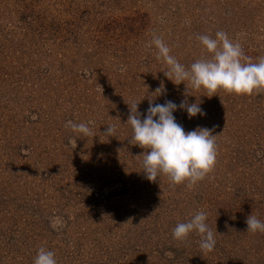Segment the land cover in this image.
Wrapping results in <instances>:
<instances>
[{"label":"rangeland","instance_id":"374dc122","mask_svg":"<svg viewBox=\"0 0 264 264\" xmlns=\"http://www.w3.org/2000/svg\"><path fill=\"white\" fill-rule=\"evenodd\" d=\"M219 30L256 62L264 0H0V264H33L40 247L57 264H264V233L245 223L264 221V92H187L145 46L156 34L190 66L210 55L197 35ZM149 97L200 103L206 115L178 109L177 123L217 135L215 168L191 189L147 180L129 143L128 104L143 118ZM200 210L216 233L206 254L197 234L172 237Z\"/></svg>","mask_w":264,"mask_h":264},{"label":"clouds","instance_id":"9594fccd","mask_svg":"<svg viewBox=\"0 0 264 264\" xmlns=\"http://www.w3.org/2000/svg\"><path fill=\"white\" fill-rule=\"evenodd\" d=\"M196 39L210 55L195 60L190 66H185L171 55V48L156 34L152 35V39L145 46L155 47L156 59L167 65V70L163 71L164 75L176 85L185 84L187 92L189 89H203L207 91L208 97L220 90L236 95L264 92V56L253 62L252 58L244 53L242 45L222 30L216 31L214 37L201 34L197 35ZM155 94V97L165 94L163 84L155 90ZM148 99L149 105L143 118L138 110L140 102L128 104L129 115L126 122L132 129L129 143L144 149L139 156H142L141 164L145 178L156 182L158 177L166 176L171 186L186 182V186L191 189L215 168L218 155L217 135L213 134L214 129L206 127H197L186 132L184 127L177 123L173 113L178 109L185 110L190 119L198 114L206 115L199 106L200 103H188L185 99L179 105L171 100L159 104L153 102L155 98ZM92 124L94 121L91 120L87 123L69 120L65 127L90 137L94 135L89 126ZM116 131V126L108 125L103 135L114 137ZM207 218V213L200 210L186 222H178L172 230L173 239L186 241L195 233L200 237L201 251L205 254L212 252L216 246V233L206 222ZM245 223L247 232L264 233V221L256 215L248 216ZM50 227L59 231L65 227V221L59 216L50 218ZM33 264H57L55 253L40 247Z\"/></svg>","mask_w":264,"mask_h":264}]
</instances>
